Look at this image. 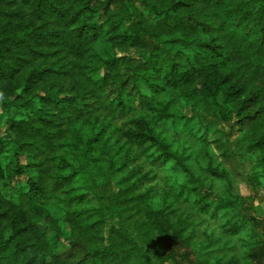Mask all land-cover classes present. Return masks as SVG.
I'll return each mask as SVG.
<instances>
[{
    "label": "trees",
    "instance_id": "1",
    "mask_svg": "<svg viewBox=\"0 0 264 264\" xmlns=\"http://www.w3.org/2000/svg\"><path fill=\"white\" fill-rule=\"evenodd\" d=\"M35 99V117L7 122L11 152L0 131V264H156L159 242L173 264H191L180 253L193 219L169 200L149 205L141 159L183 175L179 198L212 220L210 182L230 183L238 158L264 178V0H0V109ZM182 99L202 112L190 143L205 166L170 135L192 124ZM221 125L227 141L209 143ZM118 132L139 154L110 143ZM237 218L227 235L264 231L252 207ZM240 263L264 264V241L217 264Z\"/></svg>",
    "mask_w": 264,
    "mask_h": 264
},
{
    "label": "rangeland",
    "instance_id": "2",
    "mask_svg": "<svg viewBox=\"0 0 264 264\" xmlns=\"http://www.w3.org/2000/svg\"><path fill=\"white\" fill-rule=\"evenodd\" d=\"M74 61L76 62L77 60L74 59ZM38 108V99H35L32 107L29 109H13L10 113H4L0 109V131L5 136L4 144L8 151L11 152L13 150V145L5 133L7 122L10 119L27 120L30 117H35ZM179 111L180 115L191 120L192 124L186 127L183 122L177 123L170 135H173L174 140L182 146V149L184 147L191 149L193 159L197 165L205 166L207 159L204 156L203 146L197 142L190 143V131L192 129L194 131L200 129L201 118H199V115L202 112L199 109L196 110L193 103L186 99L179 101ZM107 120L105 115H102L101 122L105 123ZM127 121L128 119L118 120L115 126L122 127ZM218 131L219 134H217ZM202 133L203 131H201ZM228 134V128L221 125L218 128L211 129L208 134V141L212 143L215 139H220L225 143ZM110 143L115 146L130 147L127 139L119 132L114 134ZM130 148H132L134 153L139 154L137 147ZM208 149L214 158L221 162L222 159L216 151L215 146L208 145ZM105 160H110V156H106ZM141 163L145 164L144 172L152 174V180L144 183L141 187V192H150L149 205L153 209L158 210L163 206L165 200H169L175 204L179 215L191 216L193 219V228L184 233V238L188 242V248H184L180 253L181 255L185 251H189L191 264H199L203 259L207 260L204 264H217L219 261H226L232 256L242 258L246 252L258 247L264 241V231L260 228L251 229L252 226L247 228V232H242L237 237L229 236L225 233L228 225L238 222L237 215L244 211L247 206L252 207L258 215L264 218V178L259 175L261 170L258 163L249 156L236 160L230 181L231 184L213 180L210 182L216 193L215 200L220 207L218 220H212L208 216L197 214L191 203L179 198L181 187L187 183L183 175L176 174L170 170L155 169L149 166L144 158L141 159ZM96 173L98 183H103L105 178L102 172L97 170ZM100 196L102 195L99 193L98 197ZM100 201L101 203H105L104 198H101ZM45 227L48 228V225L46 224ZM212 243H217L213 247L215 252L205 257L204 254ZM149 252L154 257L156 264H173L167 258L168 248L163 242L150 247Z\"/></svg>",
    "mask_w": 264,
    "mask_h": 264
}]
</instances>
